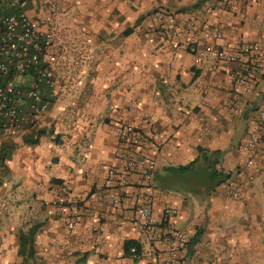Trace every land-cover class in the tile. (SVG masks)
Wrapping results in <instances>:
<instances>
[{
	"label": "crops",
	"instance_id": "1",
	"mask_svg": "<svg viewBox=\"0 0 264 264\" xmlns=\"http://www.w3.org/2000/svg\"><path fill=\"white\" fill-rule=\"evenodd\" d=\"M19 4L38 17L40 4L19 0L0 17ZM216 5L206 0L165 15L159 27L145 16L122 27L81 31L72 47L56 35L64 91L35 125L0 139V264L21 263L19 233L32 226V264H146L163 256L159 245L142 244L137 257L124 249L134 239L128 222L133 198L146 188L140 177H126L120 209L104 187L107 168L125 163L117 136L123 123L160 136L162 154L150 187L155 215L165 206L177 208L173 223L189 233L181 264H264V172L245 168L239 151L248 116L264 108V79L244 97L242 112H233L228 72L236 64H195L179 33L190 18L215 22L209 10ZM170 18L177 30L166 28ZM217 18L224 22L223 41L259 39L264 51V0H237ZM176 34L183 44L174 48ZM195 160L188 170L176 169ZM215 170L231 173L237 198L212 177ZM77 215L79 223L68 227Z\"/></svg>",
	"mask_w": 264,
	"mask_h": 264
},
{
	"label": "built area",
	"instance_id": "2",
	"mask_svg": "<svg viewBox=\"0 0 264 264\" xmlns=\"http://www.w3.org/2000/svg\"><path fill=\"white\" fill-rule=\"evenodd\" d=\"M237 0H217L209 10L214 21L209 26L196 18H190L182 27L186 51L195 64L210 61L211 69L223 63H234L236 68L228 72L233 95L228 107L235 113L242 112L245 96L264 79V51L261 40L250 42H225L224 22L217 18L220 10L231 7ZM247 3L249 0H246ZM50 13L57 9L55 0H45ZM164 14L158 13L163 23ZM48 18L30 16L21 4L0 17V139L12 133L24 132L36 124L39 113L47 111L53 100L65 89L64 74L59 67V45L54 33L47 26ZM166 28L177 30L176 21L167 20ZM205 39L201 45L197 35ZM175 35L172 46L183 44ZM217 44H212V42ZM247 118L245 136L239 147L244 154V167L253 173L264 172V108H256ZM117 136L122 146L123 168L108 167L104 187L110 190V202L120 209L125 196L121 190L126 177L136 174L145 190L134 196L133 216L128 220L134 231V239L142 244L159 245L163 256L153 255L146 264H181V257L189 243V233L176 227L173 220L178 209L165 206L160 217L155 215L154 194L150 187L157 158L162 154V141L158 133L140 129L131 123L118 126ZM225 189L230 198H237L239 191L234 181L228 179ZM79 215L72 218L68 227L76 226ZM136 246L130 247L131 257ZM141 253V252H140Z\"/></svg>",
	"mask_w": 264,
	"mask_h": 264
},
{
	"label": "rangeland",
	"instance_id": "3",
	"mask_svg": "<svg viewBox=\"0 0 264 264\" xmlns=\"http://www.w3.org/2000/svg\"><path fill=\"white\" fill-rule=\"evenodd\" d=\"M57 9L50 13L45 0H25V5L37 6L38 17L46 19V24L56 37L64 36L63 44L74 46L79 43L81 31L90 34V30H104L130 24L135 17H149L152 23L156 13L164 15L180 12L195 0H55ZM18 0H0V12L17 4ZM41 7V8H40ZM93 30V31H94ZM85 42V41H84Z\"/></svg>",
	"mask_w": 264,
	"mask_h": 264
},
{
	"label": "trees",
	"instance_id": "4",
	"mask_svg": "<svg viewBox=\"0 0 264 264\" xmlns=\"http://www.w3.org/2000/svg\"><path fill=\"white\" fill-rule=\"evenodd\" d=\"M24 1L25 0H19L20 3L24 2ZM205 1L206 0H197L196 3L180 9V12L181 11L183 12V11H186L189 9L197 8L202 3H204ZM166 15H169V14H166ZM141 19H142V16L139 17V19L137 21L139 22ZM170 19H172V18H170ZM130 30L131 29L128 28L124 33L128 34L130 32ZM201 156L206 157L207 155L205 152H203ZM195 162H197V160L192 161L191 163H189L186 166H180L176 169L180 170V171L188 170ZM230 176H231V173H222V171H217V170L212 172V177L219 179V183L226 182L230 178ZM36 229H37V226H32L27 232H20L19 233L18 255L22 256V261L20 264H32L30 259L32 258L33 253H34V249L32 247V244H33V236H34ZM133 245L136 246V251H135L136 255H139L141 252V248H140L139 244H137L135 242V240H128L124 244V249H125L126 254H128L129 256L131 255L130 247Z\"/></svg>",
	"mask_w": 264,
	"mask_h": 264
}]
</instances>
